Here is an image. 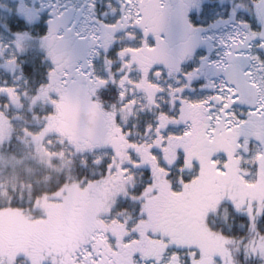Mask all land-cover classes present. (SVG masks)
I'll return each instance as SVG.
<instances>
[{"label":"rangeland","instance_id":"rangeland-1","mask_svg":"<svg viewBox=\"0 0 264 264\" xmlns=\"http://www.w3.org/2000/svg\"><path fill=\"white\" fill-rule=\"evenodd\" d=\"M146 3L156 4L155 0H0L1 24L20 18L32 27L45 23L55 12L66 18L68 9H73L72 20L63 23L69 25L66 29L76 27L72 35L77 42L85 40L80 43L86 57V64L79 60L74 68L63 66L66 59L52 49L53 35L47 33L40 37V55L54 66L48 65L46 83H38L36 76L29 81L23 68L32 63L26 56L36 42L28 44L26 36L15 38L14 33L0 30V264H179L191 254H177L163 229L154 223L161 192L171 200L183 201L188 212L199 204L200 213V206L209 198L207 191L222 180L223 208L240 206L242 199H246L249 214L264 206V155L258 154V146L249 150L254 161L240 151L230 156L222 170L213 165L197 168L188 183L179 173H171L179 170L190 175L194 169L189 161L182 167L177 164L181 155L177 153L176 159L172 151L178 138L175 132L191 130L188 117L192 108L203 105L205 111L217 105L210 115L217 124L224 105L206 102L214 94L209 88L192 90L194 84L181 78L173 82L175 69H170L169 76L163 69L148 75V60L153 62L157 55L153 53L149 59L155 38H147L150 35L141 8ZM219 13L224 22L219 31L231 51L245 39L239 34L232 36L228 7L221 5ZM258 45L249 47L256 51ZM140 50L148 53L145 58L140 57L144 54ZM78 83L107 120L99 138L80 128L70 116L71 93ZM111 86L118 94L115 105L104 103L96 94ZM224 104L229 105L226 98ZM246 111L233 109L227 124L243 122L240 114ZM175 114L183 117L181 129L170 127ZM244 145L247 150V143ZM106 162L109 165L102 181L84 178L83 185H66L42 204L34 200L31 182L44 171L65 174L71 182L77 180L75 164L92 169ZM151 165V175L146 178ZM177 179L180 188L175 186ZM14 201L31 205L17 208L12 206ZM227 219L226 213L221 220ZM59 229L66 237L64 242L62 236H56ZM194 261L191 264H202Z\"/></svg>","mask_w":264,"mask_h":264},{"label":"flooded vegetation","instance_id":"flooded-vegetation-1","mask_svg":"<svg viewBox=\"0 0 264 264\" xmlns=\"http://www.w3.org/2000/svg\"><path fill=\"white\" fill-rule=\"evenodd\" d=\"M155 2V5L146 3L143 6V4H141L146 19L144 22L147 23L145 29L148 35H150V37L147 38H155V41H153L154 48H152V52L149 53V59L153 56V53L157 55L153 62L148 60L149 65L147 64V66L151 65L150 68H147L149 70L148 75L153 74L155 69H163V74L169 76L172 74L169 72L170 69H175L176 73L173 82L178 83L176 78H181L187 84L190 83L189 80L183 76V73L188 70L186 65L190 58L189 41L192 37H214L215 39L210 42L215 43L216 39L221 37V32L219 30L224 23L219 20L221 5L228 7V28L232 29V36L239 34L240 37H244L245 39L244 43L238 42L239 45L229 51L230 55L223 60L222 65L205 64L201 72L197 74L200 78V82L209 78L216 82L221 80L227 82L228 74L232 76V87L237 90L236 95L239 99L232 105L231 99L226 98L229 103V108L227 112L224 110L220 111L219 123L216 124L212 116H210L215 112L217 105L213 107V110L205 111L203 110V105L193 107L191 112L192 116L188 117L190 118L189 123L192 124L190 132H186V130L183 132L181 131L182 126H185L182 123L183 117L176 114L174 115V119L172 120L173 124L170 127L180 128L181 130L179 133L175 132L174 134L178 138H176V143L172 145V151L176 159L181 155V158L178 160L180 162H177V164L182 163L181 167L185 166V163L188 161L194 167L190 175L186 174L185 171L180 173L179 170L174 171V173L178 172L179 176L182 175L186 183H188L193 180L192 175L196 174L197 168H206L209 165H213L216 170H222L223 167H226L227 160L230 156L232 154L236 156L240 151L242 152L241 155L250 157L249 155L251 154L249 150H252L253 143L260 145L261 150L258 154L262 153L264 155V115L255 114V109L258 107L261 97L264 96V64H261L255 57L258 55L260 60H264V49L258 48L256 51H253L251 47H249L252 43L260 44L264 41V21L260 19L264 16V0H218L214 5L215 16H208V14L205 13L208 18L203 21V23L208 24L210 20H214L215 24L213 27L203 32L194 31L188 19L189 13L199 14L201 0H155ZM74 14L75 12H73V9H68L67 17L65 18V16L59 17V13L56 14L55 12L50 14L48 18L51 22H45L47 33L53 35L52 49L57 55L66 59L65 63L62 64L63 66H70L72 68L79 64V60L86 64L85 50L82 48L85 40H79L77 42V37L72 35H75L74 31L76 27L69 28L71 29V31H69V29H66L69 25L63 23L65 19H67V21H69V19L72 20ZM240 21L248 22L251 28L240 23ZM84 22L87 23L86 21ZM254 22L256 24H254ZM41 23L42 21L36 25ZM0 26L4 28V31H6L5 33H11L8 22L7 24L0 23ZM253 33H255V35H253ZM13 35L15 38L26 36L28 40L25 39V42L28 44L33 41L36 42L31 46L26 58H31V64L35 66H43L39 41L41 35H39L38 29L36 28L34 33L31 31L23 33L14 32ZM224 50V48L216 49V51L220 53L224 52ZM143 51L140 50L139 52ZM251 52H253V54ZM249 53L251 55L248 57ZM147 54L148 53L144 51V54L140 53V57L145 58ZM39 56H41L40 62L38 61ZM213 58L216 60L221 59V57L216 56L215 53L213 54ZM138 63H140V60H138ZM52 66H54L53 62ZM225 68L228 69V74L224 71ZM37 71L38 69H36V72ZM59 71L62 72L61 70ZM244 73H251V75L245 76ZM191 83L194 84L193 87H199L195 79H193ZM78 85L81 84H76L72 89L71 94L73 96L71 105L73 109L70 116H72L73 121L80 128L99 138L101 134L105 133V124L107 120H105L104 115L99 113L101 116L99 127L89 129L82 124V120L78 118V109L82 101L86 100L95 110L96 107L91 104V97L86 90L78 88ZM191 92L192 94L195 93L192 90ZM209 92L213 93L212 91ZM239 107L248 110L245 115L240 114L241 119L244 121L230 127L226 122L229 115L228 113H231L233 109L236 110V108ZM250 113L253 114L250 115ZM237 115L236 112V116ZM109 128L110 127H108V129ZM123 139L124 138H121L122 141ZM111 141L112 138L109 139V142ZM243 142L244 144L245 142L247 143V150L244 147L245 145L242 144ZM177 153H180V155ZM152 166L153 165L147 170L150 175ZM179 183L182 186L181 181ZM221 183L222 180H217L211 189L207 191L209 194V201L207 200L206 204L200 206V208L203 209L200 213L198 211V203V207L192 209L191 212H188L186 207H184L183 217L180 223L181 234L178 239L177 229L179 225L176 224V220L172 214L173 212L164 217L163 221H161L159 227L163 229V232L167 236V242L172 243L174 249H178L179 247L182 251V256L188 252L191 254L190 259L189 256H187L188 258L186 257L190 261L186 260L184 264H187V262L191 264L193 260L202 264H211L216 260L223 261L222 256L224 255V251H220L219 254H216V249L210 244L213 236H216V232L210 227L201 228V226H198L200 220H204L203 222L201 221V223L205 226L208 220H212V218L218 219L219 216H221L222 219L223 215L227 213V216L231 215V224L229 226L233 227L235 209L232 205L228 209L223 208L224 202L221 201L223 190L219 186ZM181 186L176 187L180 188ZM168 197L171 198L169 195ZM173 211L175 212L176 210ZM197 214H201L200 219L197 217ZM208 232L211 234H208Z\"/></svg>","mask_w":264,"mask_h":264},{"label":"trees","instance_id":"trees-1","mask_svg":"<svg viewBox=\"0 0 264 264\" xmlns=\"http://www.w3.org/2000/svg\"><path fill=\"white\" fill-rule=\"evenodd\" d=\"M17 22V23H16ZM9 27L11 29V32H33L37 28L39 31V35L46 36L47 34V26L44 22H42L39 25L29 26L24 20L13 18L10 19L8 22ZM0 30H4L2 26H0ZM40 41V38H39ZM111 58H115L114 54H110ZM43 58V66H35L33 64H27L24 66L23 71L27 74L29 81L32 80L35 76V78L38 80V83L40 81L42 83H46L47 75H48V65L52 66V62L49 61L47 63V57ZM39 62L41 61V56H39ZM38 69L36 73L34 71ZM96 94L98 97L104 102V103H113L116 100L117 97V90L115 86H111L108 89H99L96 91ZM117 101V100H116ZM117 103H113L112 105H115ZM258 146V147H257ZM254 147H257V151L261 150L260 145L253 143L252 149ZM255 152V154L257 153ZM258 155V154H257ZM257 155L255 157H257ZM253 158H247V160H253ZM254 161V160H253ZM109 162H106L103 165H99L97 167H93L92 169L84 168L79 164H75L76 167H74V175L77 178L75 181L68 182L67 175L65 174H53L49 170H46L43 172V174L39 175L35 181L31 182V185H33V197L34 200L38 199L37 201L39 204H42L43 199H51L55 197L58 193H60L63 188L66 185H74V184H84V178L85 179H92L95 181H102L107 173V169ZM96 173V174H93ZM172 174L178 173V172H171ZM150 176V174L147 172L146 178ZM179 176V175H178ZM179 179L175 186L179 187L181 184L179 183ZM141 192V190H139ZM129 203V202H128ZM226 202H224V205ZM122 203H118L120 206ZM31 204L27 205H19L18 202L14 201L12 202L13 207H28ZM132 205H136V203H131ZM140 206V204H137ZM223 205V206H224ZM124 207L127 206L126 203L123 204ZM244 207V208H243ZM247 207L246 199L241 200V205L235 207V214L234 218L235 221L233 222V227H230L231 224L230 218L231 215L228 216V219L224 222L221 220V216H219L218 219L212 218V220H208L204 225H202L200 220L198 223V226H201V228H207L210 227L212 230L216 232L215 239L213 238L210 242L212 246L216 249V254H219L220 251H226V254H224L221 258L223 261H225V264H264V206L256 207L254 209V213H247L245 211V208ZM173 210H176L175 212ZM257 210V211H256ZM173 212V213H172ZM184 212V203L183 201L179 199L171 200V198L168 197V194H166L165 191L161 192L159 195V198L157 200L156 204V211H155V217H154V223L156 228H159L161 225V221H163V218L170 215L171 213L174 216V219L176 220V224L179 225L177 229V239L180 237L181 234V228L180 223L182 221ZM40 215V214H39ZM197 217L200 219L201 214H197ZM253 218V220H252ZM70 222V221H69ZM198 222V221H196ZM216 223V225H215ZM200 228V229H201ZM68 229V228H67ZM58 230L57 235L59 234L58 238L63 235V232ZM70 229H68L69 231ZM56 234V233H55ZM219 236H223V239L219 240ZM54 239V237H52ZM65 235L62 236V240L65 241ZM177 254L181 255V250L178 247V249H174ZM260 250V252H258ZM226 258H225V257ZM181 258H179L180 260ZM223 263V261L218 260V262ZM179 264H184V262H180ZM189 264V262H187Z\"/></svg>","mask_w":264,"mask_h":264},{"label":"snow or ice","instance_id":"snow-or-ice-1","mask_svg":"<svg viewBox=\"0 0 264 264\" xmlns=\"http://www.w3.org/2000/svg\"><path fill=\"white\" fill-rule=\"evenodd\" d=\"M218 2V0H201L200 4V11L199 14L196 13H189L188 19L191 23V27L196 32H203L207 31L209 28L213 27L215 24L214 20H210L208 24L203 23L205 19L208 18V16H215V10L214 5ZM91 8L95 7V3L93 2L90 5ZM205 13L208 14V16L205 15ZM261 21H264V16H262ZM51 21L48 20L46 23H50ZM240 23L244 24L245 26L251 28V25L246 21H240ZM71 31V29H69ZM255 35V33H253ZM215 39L214 37H207V38H196L192 37L189 41V51H190V58L189 62L187 63L186 67L188 68L187 71L183 73V76L189 80L191 83L193 79H195L196 84L200 87L201 90L205 88H209L210 91H212L214 94L208 98V103H210L212 100H215L217 104H222L224 111L227 112L229 105L224 104L225 98L231 99V104L234 105L239 97L236 95V89L232 87V76L231 74H228V69L225 68L224 71L226 74H228V81L225 82L221 80L218 84L209 79H205L203 82H200V78L197 75L201 72L202 67L205 64H223V60L227 58L230 53L228 51V43L227 41L221 37L219 39H216L215 43H211ZM261 49H264V41H262L258 45ZM217 48H224L225 51L223 54L220 52H217ZM215 53L216 56L221 57L220 60H216L213 58V54ZM261 64H264V60H260L259 56L257 55L255 57ZM91 61H88V64L91 65ZM82 67V66H81ZM51 71H55V68L51 69ZM77 72L80 71V69L76 70ZM84 75H90L84 74ZM245 76H250L251 73H244ZM67 83V81H65ZM255 86V85H254ZM192 90H195V87H193ZM219 97V99H217ZM230 115H234V113H228ZM253 113H250L252 115ZM255 114H262L264 115V96L261 97L260 103L258 107L255 109Z\"/></svg>","mask_w":264,"mask_h":264},{"label":"water","instance_id":"water-1","mask_svg":"<svg viewBox=\"0 0 264 264\" xmlns=\"http://www.w3.org/2000/svg\"><path fill=\"white\" fill-rule=\"evenodd\" d=\"M78 118L89 129H95L100 121V115L88 105L86 100L82 101L78 109Z\"/></svg>","mask_w":264,"mask_h":264}]
</instances>
